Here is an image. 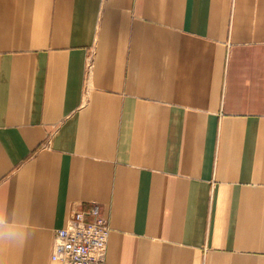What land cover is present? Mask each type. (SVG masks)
I'll list each match as a JSON object with an SVG mask.
<instances>
[{"label":"crops","instance_id":"obj_1","mask_svg":"<svg viewBox=\"0 0 264 264\" xmlns=\"http://www.w3.org/2000/svg\"><path fill=\"white\" fill-rule=\"evenodd\" d=\"M93 204L104 264H264V0H0V264Z\"/></svg>","mask_w":264,"mask_h":264},{"label":"built area","instance_id":"obj_2","mask_svg":"<svg viewBox=\"0 0 264 264\" xmlns=\"http://www.w3.org/2000/svg\"><path fill=\"white\" fill-rule=\"evenodd\" d=\"M84 220L75 212L65 228L56 230L51 260L59 264H104L110 228L97 204L91 205Z\"/></svg>","mask_w":264,"mask_h":264},{"label":"clouds","instance_id":"obj_3","mask_svg":"<svg viewBox=\"0 0 264 264\" xmlns=\"http://www.w3.org/2000/svg\"><path fill=\"white\" fill-rule=\"evenodd\" d=\"M18 210L0 207V244H23L28 235L27 223L23 219H9L17 217Z\"/></svg>","mask_w":264,"mask_h":264}]
</instances>
